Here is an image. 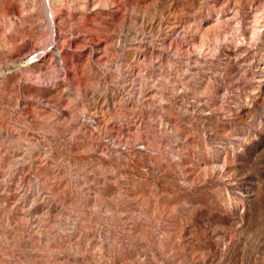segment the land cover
<instances>
[{"label":"rangeland","instance_id":"rangeland-1","mask_svg":"<svg viewBox=\"0 0 264 264\" xmlns=\"http://www.w3.org/2000/svg\"><path fill=\"white\" fill-rule=\"evenodd\" d=\"M0 264H264V0H0Z\"/></svg>","mask_w":264,"mask_h":264},{"label":"bare ground","instance_id":"bare-ground-1","mask_svg":"<svg viewBox=\"0 0 264 264\" xmlns=\"http://www.w3.org/2000/svg\"><path fill=\"white\" fill-rule=\"evenodd\" d=\"M53 28V27H52Z\"/></svg>","mask_w":264,"mask_h":264}]
</instances>
